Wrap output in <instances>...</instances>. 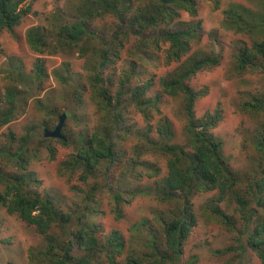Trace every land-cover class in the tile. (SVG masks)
I'll use <instances>...</instances> for the list:
<instances>
[{
	"label": "trees",
	"instance_id": "1",
	"mask_svg": "<svg viewBox=\"0 0 264 264\" xmlns=\"http://www.w3.org/2000/svg\"><path fill=\"white\" fill-rule=\"evenodd\" d=\"M33 1L0 0V34L4 31L14 34V28L31 12ZM210 1L214 11L221 9V0ZM259 2L264 10V0ZM76 8L75 14L69 15L61 23L50 22L52 30L37 25L27 31L31 49L39 54L30 55V65L24 64V61L19 63L15 54H5L6 64L9 65L3 68L7 72L4 80L8 84L0 93V130L8 126L0 141V207L34 226L43 237V246L29 251L30 262L194 264L198 259L197 254H193L187 262L182 261L185 241L198 220L191 202L192 196L218 190L220 195L217 198L221 201L225 193L238 186L240 189L232 197L237 215L226 213L218 205L212 207V212L231 230H238L237 224L241 221L243 228L239 230L248 235V242L217 249L214 253L225 255L237 252L242 256L250 248L264 264V119L254 141L261 154L258 171L242 178L231 168L223 153L224 141L215 133L223 119V111L216 107L215 110H207L202 116L196 115V101L206 91L197 89L190 81L203 70H211L219 65L220 52L215 50L194 56L196 58H190L192 60L188 66L183 64L159 78L158 82L166 94L182 95L184 98V140H179L168 117L153 115V112H160V99L147 96L146 93L155 83V76L142 84H136L141 81V72L137 70V65L134 66L138 60L119 77L116 72L105 75V70L114 65L132 36L139 43L136 48L139 59L147 57L145 50H150L152 57H163L164 54L168 65L180 62L206 32L203 17L199 15L198 0H79ZM222 12L226 28L236 29L240 33L258 31L262 37L252 47L238 44L234 58L236 71L242 73L248 68H259L264 72V16L259 22L249 21V10L231 5L222 9ZM184 13L195 21L182 22L180 19ZM109 15L116 20L110 34L104 29L91 28L92 20L96 17ZM162 42L168 45L165 50H162ZM142 47L147 49L143 50ZM74 49H77L79 57L86 59L83 62L86 72L82 78L76 76L68 62H63L50 72L46 58L40 55H54L59 51L69 53ZM157 51L160 53L156 56ZM2 58L4 56L0 53ZM51 76L64 89V101L73 102L75 109L85 107V99L90 98L93 108L100 115L93 131H80L74 136L73 129L70 130L65 121L62 133L66 138L46 137L45 128L54 129L56 123H50L58 121L62 113L66 112L67 118L76 122L78 119L72 108L64 110L61 108L63 106L53 105L43 96L33 98V103L39 113L46 116L44 125L47 127L41 128L38 133L36 125L29 126V129L19 134L11 127L10 123L25 110L29 98L41 96L43 91L48 99L53 98L51 93L55 88L47 91L49 86L46 84ZM83 78L86 84L82 83ZM128 106L135 107L145 120L138 136L146 142L142 148H138L137 142L130 147V151L126 145L123 148L119 144L131 131V126H127L130 120L124 115ZM240 109L244 113L264 115V93L244 100ZM39 125L43 126V123ZM38 135L41 138L38 144H34L33 138ZM53 141L65 147L75 146V151L59 167L60 174L69 178L77 175L80 181L88 183L90 178H97L101 164L107 162L101 173L107 182L104 187L112 194L111 209L118 219L124 215L122 205L128 190L121 184L122 180H118L114 186H108L107 173L110 167L117 161L126 166L125 170L133 171L137 165L149 163L138 159L150 150L166 158L168 173L156 181L154 191L160 200L171 207L166 212H155L152 221L146 218L135 224L138 235L145 230L142 250L131 247L130 243L135 241L136 236L124 237L119 230H113L104 239L98 235L99 225L92 222V217L99 213L95 193L103 192L101 184H92L83 201H77L73 206L65 204L68 205L63 207L65 210L60 203L63 198L60 194L49 190L40 192L33 188L40 182L30 164L39 156L41 148H45L49 157H55L56 146ZM73 189L84 191L75 185ZM72 221L74 225H71ZM60 227L61 232L55 230ZM127 247L131 249L126 250ZM102 252L107 258L103 261Z\"/></svg>",
	"mask_w": 264,
	"mask_h": 264
},
{
	"label": "rangeland",
	"instance_id": "2",
	"mask_svg": "<svg viewBox=\"0 0 264 264\" xmlns=\"http://www.w3.org/2000/svg\"><path fill=\"white\" fill-rule=\"evenodd\" d=\"M259 1L221 0V9L214 11L210 0H198L199 15L203 17L205 30L209 33L204 32L200 41L193 44L191 51L180 62H173L168 65L165 63L164 54L163 57L161 55L159 57H152L150 50H145L147 57L139 59L137 57L139 52L136 50L139 43L135 39L136 37L132 36L114 65L105 70V75L116 72V75L119 77L123 71L130 70L133 63L138 60L137 63H134V66L137 65V70L141 72V81L136 84H142L150 77L155 76V83L150 86L146 93L147 96H156L158 100L160 99V112H153V115H165L168 117L177 132L179 140L180 138L184 140L183 132L186 124L184 98L182 95L173 96L166 94L158 82L159 78L183 64L188 66L192 59L194 60L201 54L211 53L215 50L220 52V64L211 70H203L201 73H198L191 79L190 83L195 85L197 89L206 91L205 95L196 101L195 110L197 116H202L207 110H215L216 107H219L223 111V119L218 124L215 133L224 141L223 153L231 168L242 178H247L251 173L258 171L257 164L261 160V154L256 149L254 141L256 140V135L264 119V115L244 113L241 111L240 105L244 100L251 98L253 95L264 93V72L259 68H248L242 73L237 72L234 60L235 50L239 43L252 47L253 43L262 39V37L258 31L240 33L236 32V29L226 28L224 23L225 16L222 9L227 8L229 5L241 6L245 11H250L249 21L259 22L264 16V10ZM78 2L79 0H34L31 12L19 26L14 28V34L8 31L0 34V53L4 56V58L0 59V93L4 91L5 85L8 84L4 80L7 72L3 68L5 65H9L8 63L6 64L5 54H15L18 57L17 61L19 63L24 61V64L30 65V55L33 57L39 54H36L31 49L27 41V31L37 25H44L49 30H52V23H61L69 15L75 14ZM180 20L182 22L183 20H186V22L195 21L187 13H184ZM115 22L116 20L112 15L96 17L92 20L91 28L104 29L110 34ZM161 46L163 47L162 50H165L168 45L162 42ZM142 48L143 50L147 49V47ZM159 53L160 51H157L156 56ZM40 55L46 58L50 72L54 68L61 66L63 62H68L76 76L80 78L84 77L86 71L83 68V62L86 59L79 57L77 49L69 53L59 51L54 55L48 53ZM194 56L196 57L194 58ZM82 83L86 84L84 78ZM46 84L49 86L47 91L55 88L52 89L53 92L51 93L53 98L48 99L44 91L41 93V96L35 95V97L29 98L25 105V110L20 112L17 118L10 123L11 127L18 134L25 132L27 128H30L29 126L36 125L38 133L41 128L47 127L44 125L47 120L46 116L40 114L33 103V98L43 96L44 100L47 99L53 105L63 106L61 108L64 110L73 109V113L76 114L78 119L77 122L69 117L65 121L70 130L73 129L74 136L80 131H93L100 115L93 108V104L90 98H88L90 95L87 96L88 99H85L87 101L85 107L75 109L73 102L67 101L66 103L64 101V94L66 93L53 76L46 81ZM124 115L130 120L127 122V126H131V131L119 144L121 143L123 148L126 145L127 150L130 151V147L139 142L138 148H142L146 142L139 139L138 135L141 134L145 120H143L141 113L133 106H128L124 111ZM58 121L54 120L50 125L57 124ZM42 123L43 126L39 125ZM153 123L155 124L156 121L154 120ZM7 126L0 130V141L3 139V132L7 131ZM40 138L39 135L33 138L34 144H38ZM53 145L56 146L55 157H49L45 148H41L39 156L30 164V168L35 172V176L40 182L34 185L33 188L40 192L49 190L51 192L54 191L58 195L60 194L63 197L60 201L63 204L62 208H66L65 206L68 205L65 204H72L73 206L77 201H83V198L86 196L85 194L89 192L92 184H101L103 192L95 193L96 208L99 209V213L92 217V222L99 225L98 235L104 239L113 230H119L124 234V237L131 236L133 238L136 236L135 241L130 243L131 247L138 251L142 250L144 243L142 236L145 230L138 235L136 228H134L135 224L141 223L146 218L152 221L155 212H166L171 207L169 203L160 200L154 191L156 181L168 173L166 158L150 150L148 153L142 154L138 159L141 162H149L146 164L147 168L145 164L137 165L133 171H127L125 170L126 166L117 161V163L115 162L110 167L111 170L107 173L109 179L108 186H114L118 180H122L121 184L129 192L125 195L122 205L124 215L118 219L111 209V204L113 203L112 194L104 187L107 185V182L101 173L104 171L107 162L105 161L101 164V170L98 171L97 178H90L88 183H83L78 179L77 175H72L69 178L67 175H62L59 172L60 165L75 151V146L72 144L69 147H65L57 141H53ZM74 185L82 188L84 191L80 192L79 189L74 191ZM239 189L238 186L231 189L225 193V198L221 201L217 198L220 195L218 190L195 193L192 196L191 202L198 220L197 225L191 229L185 241L182 254L183 262L189 261L193 254H197L198 259L194 264H233V262L236 263L237 261H241L240 264H263L261 259L250 248L244 251V255L242 256L238 255L237 252L225 255L214 253L217 249H224L228 246H237L241 242H248V235L240 233L239 228H243V224L240 223L241 221L237 224L238 230H231L212 212V207L218 205L226 213H235L237 215L236 205L232 197ZM69 225L70 223L67 226ZM71 225H74L73 221ZM55 230L61 232L62 229L60 227L55 228ZM43 243V237L37 233L34 226L21 220L16 215L9 214L6 208L0 207V264H32L29 259V251L32 248H40L43 246ZM130 249V247H127L126 250ZM104 259L107 258L105 253L102 252L101 260L103 261ZM104 264L110 263L104 262Z\"/></svg>",
	"mask_w": 264,
	"mask_h": 264
},
{
	"label": "water",
	"instance_id": "3",
	"mask_svg": "<svg viewBox=\"0 0 264 264\" xmlns=\"http://www.w3.org/2000/svg\"><path fill=\"white\" fill-rule=\"evenodd\" d=\"M66 118H67V113L66 112L62 113L54 129L50 130L48 128H45V132H44L45 136L66 138L62 133V128L64 126Z\"/></svg>",
	"mask_w": 264,
	"mask_h": 264
},
{
	"label": "clouds",
	"instance_id": "4",
	"mask_svg": "<svg viewBox=\"0 0 264 264\" xmlns=\"http://www.w3.org/2000/svg\"><path fill=\"white\" fill-rule=\"evenodd\" d=\"M28 14H29V13H28ZM28 14H27V15H28ZM27 15H26V16H27ZM64 124H65V123H64Z\"/></svg>",
	"mask_w": 264,
	"mask_h": 264
}]
</instances>
